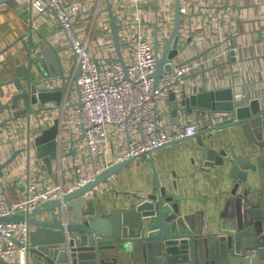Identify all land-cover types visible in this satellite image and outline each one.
I'll use <instances>...</instances> for the list:
<instances>
[{
    "label": "built area",
    "instance_id": "1",
    "mask_svg": "<svg viewBox=\"0 0 264 264\" xmlns=\"http://www.w3.org/2000/svg\"><path fill=\"white\" fill-rule=\"evenodd\" d=\"M18 2L28 6L32 28L48 26L49 40L62 58L64 76L52 75L38 82L41 89L62 90L60 103L39 101L30 113H0V141L11 149L0 162L21 149L15 160L3 167L0 216L32 211L88 183L117 162L137 159L176 138L196 133L202 126L233 118L230 112L214 110L210 122L206 112H187L182 102L185 95L231 86L239 104L254 97L262 102L260 96L242 89V82L248 79L241 69L244 47L235 42L238 24L227 20L234 9L226 3L239 5L240 0H179L178 51L157 83L153 73L173 35L176 0ZM220 6H225V11L211 9ZM112 14L120 29L124 63L114 44ZM40 51L36 42L34 55ZM224 63L228 69L222 77L216 68ZM237 69L242 70L241 79L233 75ZM259 73L256 70L252 75ZM172 92L174 99L170 98ZM56 119L59 157L54 160V172L49 173L35 141ZM19 157L26 159L27 168L6 171ZM20 185L24 191H18L19 198L12 200L8 189ZM53 212L67 219L68 207L62 203L36 217L52 219ZM36 228L37 224L26 220L0 222V264H27L30 233Z\"/></svg>",
    "mask_w": 264,
    "mask_h": 264
},
{
    "label": "water",
    "instance_id": "2",
    "mask_svg": "<svg viewBox=\"0 0 264 264\" xmlns=\"http://www.w3.org/2000/svg\"><path fill=\"white\" fill-rule=\"evenodd\" d=\"M175 10L173 35L158 57L153 73L156 83L164 71L171 68L169 60L178 51L179 0H176ZM24 12L29 13V9ZM31 23L30 15L28 32L0 50L3 55L19 41L27 50V54L0 57V64L7 72V78L0 80V113L5 110H13L15 114L30 113L39 101L61 102L62 90H44L38 82L52 75L64 76L62 58L48 38L51 34L48 26L32 28ZM112 29L119 60L124 63L120 29L114 14ZM36 32L43 36L44 42L38 55L33 53ZM156 48L158 52L157 44ZM174 96L172 92L170 98ZM182 102L187 112H206L210 122H213L214 110L233 114L227 121L202 126L192 135L165 144L192 142L190 150L195 170L189 175L195 177L199 171L205 183L216 188L198 199L207 205L208 201L212 202L219 210L209 216L206 209L189 212L184 200L191 197L180 191L176 179L168 180L175 191L162 183L150 150L156 185L147 194L125 192L108 200H100V196L94 194V190L136 159L127 158L63 197L48 200L32 211L20 210L0 216V222L26 220L37 224L30 233L27 264H264V105L258 97L239 104L231 86L193 92L185 95ZM58 131L59 119H56L35 141L37 154L44 158L49 173L54 172V160L59 157ZM226 131L232 133L227 136ZM20 151L0 162V177L3 167L14 161ZM62 203L68 207L67 219L55 212L52 219H37L38 213L53 210ZM210 222L213 227L209 229Z\"/></svg>",
    "mask_w": 264,
    "mask_h": 264
},
{
    "label": "crops",
    "instance_id": "3",
    "mask_svg": "<svg viewBox=\"0 0 264 264\" xmlns=\"http://www.w3.org/2000/svg\"><path fill=\"white\" fill-rule=\"evenodd\" d=\"M226 1V0H222ZM262 2V1H261ZM233 6L234 13L230 15L227 20L231 23L238 24L239 32L235 37V42L243 45V49L240 53L241 69H244L246 78L244 84H242L243 91L247 92L251 96H260L262 99V105H264V0L260 4L254 3L252 0H240V4H227L225 6ZM225 6L211 8L215 12L220 13L225 11ZM22 7L23 10H20ZM28 10L27 5H21L18 0H4L0 1V50L6 44H10L21 35L28 32V19L30 18V12H24ZM236 18V19H235ZM34 41L38 42L41 46H44L43 36L38 33H34ZM52 38V35L49 36ZM28 41V35L25 36ZM209 42V41H208ZM209 45V44H208ZM58 47V45H55ZM210 47V46H209ZM213 48V47H212ZM212 48L211 51H212ZM27 50L24 49V43L19 41L15 46L3 55L1 58H11L16 54L24 53ZM40 54V52L38 53ZM35 54V55H38ZM48 67L52 69L51 64ZM217 71L220 76H224L225 70L228 69V64H219ZM222 70V72H221ZM235 70L237 79H241V71ZM260 70L259 75H252L255 71ZM7 78L6 69L0 64V80ZM4 100H7L5 97ZM7 111V110H6ZM232 131H226V135L229 136ZM244 142V138L241 139ZM192 142L189 140L178 141L173 144L163 145L158 149L153 150V159L155 161L156 171L162 180V183L169 185L168 180H178L180 185V191L190 196L189 200H184L187 203L189 212H196L199 209H206V216L213 215L217 212L213 203L208 201V205L199 200L198 197L204 195V193H213L216 188L212 185L205 183L203 173L196 172L195 177L191 174L194 172L195 167L192 164L193 152L190 150ZM11 152L10 145L4 141H0V158H6ZM58 160L55 161V164ZM131 167V170L127 167ZM27 168V161L24 158L19 157L16 162L6 168L7 170H22ZM134 169V170H132ZM130 171H133L130 173ZM152 167V161L150 153H143L139 158L133 162L124 166V168L111 177L107 182L100 185L99 188L94 190V194L100 196V200L106 198V200L114 198L117 194L123 195L125 192L147 194L155 188L156 174ZM119 175H122V179L119 180ZM114 186V187H113ZM116 187V189H114ZM113 188V189H112ZM9 190L12 200H16L19 196H16L18 191H24L23 186H12ZM170 191H175V188L169 185ZM92 195V193H90ZM184 203V202H183ZM220 208V207H219ZM210 227H213L210 222Z\"/></svg>",
    "mask_w": 264,
    "mask_h": 264
},
{
    "label": "rangeland",
    "instance_id": "4",
    "mask_svg": "<svg viewBox=\"0 0 264 264\" xmlns=\"http://www.w3.org/2000/svg\"><path fill=\"white\" fill-rule=\"evenodd\" d=\"M221 72H222V70H221ZM220 74H222V73H220ZM127 169L131 170V167L129 166V167H127ZM132 170H134V169H132ZM131 172H133V171H130V173ZM121 179H122V175H119V180H121Z\"/></svg>",
    "mask_w": 264,
    "mask_h": 264
}]
</instances>
